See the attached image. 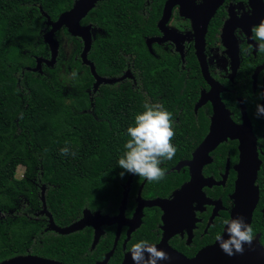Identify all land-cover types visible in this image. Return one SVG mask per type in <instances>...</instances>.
Wrapping results in <instances>:
<instances>
[{"label": "trees", "instance_id": "1", "mask_svg": "<svg viewBox=\"0 0 264 264\" xmlns=\"http://www.w3.org/2000/svg\"><path fill=\"white\" fill-rule=\"evenodd\" d=\"M72 1L0 0V213L5 212L7 218L6 225L0 223V234L6 231L8 235L3 241L7 256L19 252L68 264H94L111 241L105 246L102 236L90 248V226L67 234L45 230L47 218L39 213L40 186H44L46 208L58 226L77 220L83 208L116 212L119 182L128 173L117 164L129 138L127 127L145 102L162 103L173 113L175 122L172 143L177 152L172 162L187 156L200 139L192 119L196 79L185 74L175 77L160 60L141 55L144 51L138 31L147 21L136 10L143 0H99L81 19L94 26L103 21L108 35L102 42L113 45L115 53L137 54L138 86H98L93 90V76L75 57L81 41L69 33V61L62 57L56 33V62L52 66L42 63L39 70H31L36 56H49L42 39L48 28L42 12L55 20ZM130 20L135 23H128ZM99 41L94 37L88 50L97 72L101 71ZM61 62L63 72L59 70ZM73 69L76 79L71 78ZM65 145L75 155H62L60 149ZM17 164L23 169L20 177L13 173ZM250 224L254 232L264 236V216L253 212ZM116 249L113 257L118 261Z\"/></svg>", "mask_w": 264, "mask_h": 264}, {"label": "flooded vegetation", "instance_id": "2", "mask_svg": "<svg viewBox=\"0 0 264 264\" xmlns=\"http://www.w3.org/2000/svg\"><path fill=\"white\" fill-rule=\"evenodd\" d=\"M136 11L147 21L137 30L142 37L144 53L141 55L160 60L164 69L175 77L181 78L183 74L195 77L193 85L196 86V98L192 102V119L200 139L187 156L173 162L172 159L162 162L161 167L166 169V176L161 181L149 182L132 174L123 221L100 225L102 231L98 240L104 236V245L107 246L110 241L111 244L95 263L104 258L110 249L112 253L108 263H120L132 244L141 239L153 244H168L188 258L214 242L217 232H222L220 221L229 218L233 204L230 194L236 178L234 165L238 161V140L226 136L213 148L196 153L195 157L193 152L209 131L224 136L230 121L240 124L243 119L247 120L255 137L260 163L255 179L258 200L253 212L264 216V117L258 118L256 115V105H264V99L260 98L264 93V53L256 49L257 41L250 31L253 25L264 18V0H143ZM81 19V25H90L91 42L96 36L100 39L97 56L100 72L96 71L88 51L86 53L97 75L105 79L122 76L113 82L101 80L97 87L138 86L135 78L137 63L134 61L137 54L133 51L115 53L113 45L105 46L102 42L108 35L102 25L104 22L100 21L99 25L94 26ZM128 23L135 22L130 20ZM49 28L48 25L46 30ZM56 33L59 34L60 42L62 34L70 42V50L67 58H64L69 61L72 44L68 33L72 34L64 26L56 30L54 36ZM76 37L81 41V51L83 42L79 36ZM200 41H203L201 45ZM249 45H253L250 54L243 51ZM106 48L110 50L103 51ZM80 51L75 57L90 71L89 64L82 61ZM200 98L199 105L195 107ZM129 174L119 182L120 199ZM133 187H136L134 191ZM153 199H162V205H143L137 225H132L130 219L138 204L141 206L142 202ZM129 203L132 207L128 206ZM18 206L21 207V204ZM118 207L119 204L112 214L99 212L113 216L118 213ZM2 222L4 225L7 223L5 212L0 213ZM104 226L109 228L105 229ZM6 233L0 234V262L22 254L16 252L6 255L7 245L3 243L8 239ZM254 233L264 253V236L261 232ZM115 249L120 256L118 261L113 257Z\"/></svg>", "mask_w": 264, "mask_h": 264}, {"label": "water", "instance_id": "3", "mask_svg": "<svg viewBox=\"0 0 264 264\" xmlns=\"http://www.w3.org/2000/svg\"><path fill=\"white\" fill-rule=\"evenodd\" d=\"M98 0H74L71 7L60 12L55 20H52L48 14L42 12L45 16V23L50 26V28L42 33V39L44 43L47 44L49 49L48 57H35V65L31 67V70H39L41 63H45L48 66H52L57 57L59 43L54 37L56 30L62 26L66 27L67 31L72 35L79 36L83 42L82 49L80 51V57L84 63L89 64L90 72L92 73L95 81L93 82V90L97 88L99 81L104 80L107 82H113L119 78H101L97 75L94 69V65L91 61L86 58V53L90 48L91 44V34L90 25H81L80 19L87 13V11L94 5ZM203 42V41H202ZM200 41V45L202 44ZM203 70V68H202ZM203 75L205 72L203 70ZM201 98L195 107L199 105ZM226 136L230 138H236L238 140V161L234 165L236 171V178L234 180L233 191L230 194L232 199V206L229 212V218L240 215L244 218L245 222L250 223L253 209L258 200V185L255 182L257 170L259 168L260 159L257 156L256 151V140L252 133L251 126L249 122L245 119L240 124H234L230 121L228 125V130L224 136L216 135L212 130L203 138L199 143L195 151L193 152V157L196 153H201L213 148L219 141L224 139ZM185 163V162H179ZM132 173L129 174L122 190V196L120 199L118 213L113 216L107 214H101L98 210L91 212L87 208H83L81 216L71 222L66 226H58L51 213L47 210L44 199V186H40V200L41 208L39 213L44 214L47 218V224L45 230H54L61 234H67L85 226H91L93 229V237L90 243V248H93L101 234V224H111L113 222H121L124 219V208L126 205L127 192L129 189V183L131 181ZM218 183V182H216ZM187 187L184 188V190ZM183 190V192H184ZM180 193V192H179ZM176 194V192H175ZM162 199H153L145 201L138 204L136 210L134 211L130 222L132 225H137L139 219V213H141V207L146 204H160L162 205ZM136 222L135 224L133 222ZM129 231V230H128ZM128 233V232H127ZM222 235H226L223 231ZM117 237V235H116ZM115 244V242H114ZM157 248L163 249L169 255L170 259L167 261H162L161 264H264V253L262 247L260 246L257 235L255 234V239L251 246L245 245V250L243 254L236 255H226L219 247L216 239L214 242L199 251L193 257H185L183 254L171 248L168 244L157 243L155 244ZM112 253L110 249L99 261L95 264H109L108 257ZM0 264H68L57 259H52L49 257H44L35 254H18L9 257L0 262ZM118 264H133V260L130 254V250L127 251L123 259Z\"/></svg>", "mask_w": 264, "mask_h": 264}, {"label": "clouds", "instance_id": "4", "mask_svg": "<svg viewBox=\"0 0 264 264\" xmlns=\"http://www.w3.org/2000/svg\"><path fill=\"white\" fill-rule=\"evenodd\" d=\"M199 2V0H198ZM253 39L257 41L256 49L264 53V18L250 29ZM253 45L243 49L251 53ZM75 69L71 72V78L76 79ZM264 99V93L260 96ZM257 117H264V105H256ZM129 137L124 143L123 154L119 157L117 164L124 172L143 177L149 182H159L166 176V169L161 167L164 160H171L177 147L172 143L175 137V122L173 113L162 103L145 102L143 110L134 116V121L126 129ZM62 155H75L70 146L65 145L60 149ZM124 172L120 175L123 176ZM222 231L216 234V242L221 250L229 256L243 254L245 245L251 246L255 233L250 223L237 215L232 218H224L220 221ZM133 264H161L162 261L170 259L167 252L159 249L147 239H141L130 248Z\"/></svg>", "mask_w": 264, "mask_h": 264}, {"label": "rangeland", "instance_id": "5", "mask_svg": "<svg viewBox=\"0 0 264 264\" xmlns=\"http://www.w3.org/2000/svg\"><path fill=\"white\" fill-rule=\"evenodd\" d=\"M65 38H67L66 35L62 34V40L60 42V47H61L63 59L67 58V53L70 50V42L68 39L66 40ZM63 63L64 62L60 63V68H59L60 72H63V66H64ZM13 170H14V172L13 171L12 172L14 173V176L20 177L21 176L20 173L22 172L23 169L20 166V164H17L14 166Z\"/></svg>", "mask_w": 264, "mask_h": 264}]
</instances>
